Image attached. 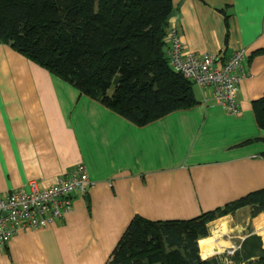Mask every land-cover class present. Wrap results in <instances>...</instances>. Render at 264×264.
Returning a JSON list of instances; mask_svg holds the SVG:
<instances>
[{
    "label": "crops",
    "instance_id": "obj_1",
    "mask_svg": "<svg viewBox=\"0 0 264 264\" xmlns=\"http://www.w3.org/2000/svg\"><path fill=\"white\" fill-rule=\"evenodd\" d=\"M173 5L170 25L195 56L246 53L239 116L197 87V106L138 127L0 43V189L49 188L80 164L92 181L61 220L11 238L0 264H108L135 216L191 220L264 188V130L252 107L264 96V54L254 56L264 50V0ZM250 214L237 211L249 216L242 241L264 243V213Z\"/></svg>",
    "mask_w": 264,
    "mask_h": 264
},
{
    "label": "trees",
    "instance_id": "obj_2",
    "mask_svg": "<svg viewBox=\"0 0 264 264\" xmlns=\"http://www.w3.org/2000/svg\"><path fill=\"white\" fill-rule=\"evenodd\" d=\"M173 10V0H0V43L143 127L199 104L195 84L169 65ZM221 12L228 36L229 15ZM252 107L264 130V96ZM245 207L252 219L264 213V188L191 220L135 216L108 264H264L255 234L232 255L199 261L192 252L193 242L209 237V223Z\"/></svg>",
    "mask_w": 264,
    "mask_h": 264
},
{
    "label": "built area",
    "instance_id": "obj_3",
    "mask_svg": "<svg viewBox=\"0 0 264 264\" xmlns=\"http://www.w3.org/2000/svg\"><path fill=\"white\" fill-rule=\"evenodd\" d=\"M166 40L172 70L193 82L201 92L211 89L218 105L229 114L239 116L238 94L246 53L236 51L225 62L215 54L195 56L186 49L175 26H170ZM91 185L86 166L80 164L49 188L39 189L31 182L28 190L9 194L0 189V253L17 234L47 228L61 220L72 211L76 197H86Z\"/></svg>",
    "mask_w": 264,
    "mask_h": 264
},
{
    "label": "rangeland",
    "instance_id": "obj_4",
    "mask_svg": "<svg viewBox=\"0 0 264 264\" xmlns=\"http://www.w3.org/2000/svg\"><path fill=\"white\" fill-rule=\"evenodd\" d=\"M54 76L57 77L56 75ZM59 79L61 80V78ZM63 82L66 83L65 81ZM196 88L197 87H195L194 89ZM227 217H232L234 221H230L228 223L227 222L228 220L226 221ZM248 218H249L248 215H241L237 217V211H235L234 214L218 217L217 219L212 221L211 224L210 223L208 224L207 226L209 231L208 238H212L214 244L216 245L218 244L219 246V252L214 256H212L211 258L221 257L224 255V253L228 255H232L233 252L239 248V245L241 244L242 239L244 238L243 236H245L247 233L251 231L250 225L249 224L247 225ZM192 252L195 255L193 247H192Z\"/></svg>",
    "mask_w": 264,
    "mask_h": 264
},
{
    "label": "bare ground",
    "instance_id": "obj_5",
    "mask_svg": "<svg viewBox=\"0 0 264 264\" xmlns=\"http://www.w3.org/2000/svg\"><path fill=\"white\" fill-rule=\"evenodd\" d=\"M192 247L194 249L195 255L199 260H206L211 258L219 252L218 244H214L212 238L201 239L193 242Z\"/></svg>",
    "mask_w": 264,
    "mask_h": 264
}]
</instances>
